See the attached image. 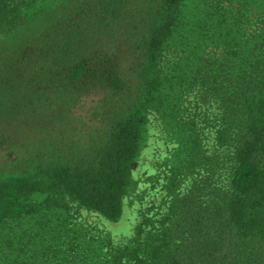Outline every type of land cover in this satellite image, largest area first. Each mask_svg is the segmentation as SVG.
<instances>
[{
  "label": "trees",
  "instance_id": "1",
  "mask_svg": "<svg viewBox=\"0 0 264 264\" xmlns=\"http://www.w3.org/2000/svg\"><path fill=\"white\" fill-rule=\"evenodd\" d=\"M186 1L0 0L1 233L24 220L25 246L64 242L65 197L119 219L147 112L176 86L196 84L199 100L217 110L215 165L190 175L163 213L146 208L130 236L78 234L53 256L61 264H264V8L244 39L234 28L246 9L223 7L219 50L198 56L189 77L173 76L180 58L171 68L167 52L185 50ZM86 103L88 120L77 114Z\"/></svg>",
  "mask_w": 264,
  "mask_h": 264
},
{
  "label": "rangeland",
  "instance_id": "2",
  "mask_svg": "<svg viewBox=\"0 0 264 264\" xmlns=\"http://www.w3.org/2000/svg\"><path fill=\"white\" fill-rule=\"evenodd\" d=\"M55 1V0H53ZM57 1V0H56ZM52 2V1H51ZM242 4L246 9L239 27L234 33H241L247 37L251 27L255 26L259 17L256 13L264 8V0H188L183 6L186 30L180 31L178 36L184 38V52L176 55L167 52L173 67L176 60L181 69L175 70L190 76L195 67L198 56L219 50L215 46V16L221 13L223 7L231 8ZM221 10V11H220ZM257 10V11H256ZM216 11V13H215ZM220 11V12H217ZM204 25V26H203ZM241 29V31H240ZM177 39L174 40L176 46ZM196 85V84H195ZM186 85L176 86L172 96L165 101V105H157L147 112V121L142 126V139L139 153L132 166L131 183L123 199L122 215L117 220L108 219L96 210L80 206L70 198H64L67 211L62 214V222L67 229L65 241L56 239L36 240L25 246V231L28 224L22 221L11 222L0 232V264H44L42 253L47 247L49 258L46 264H61V254L54 258L58 249L68 247L70 238L82 234L83 237L93 235L102 238L109 234L117 243L126 236H130L141 213L147 208L149 215L157 216L167 209L172 195L186 187L196 172H204L215 165V105L203 103L198 98V87ZM88 101V99H87ZM87 103L77 109L81 119L85 117ZM76 114V110H75ZM62 245V246H61ZM6 252V258H4ZM15 259L10 261V259ZM15 262V263H14Z\"/></svg>",
  "mask_w": 264,
  "mask_h": 264
}]
</instances>
